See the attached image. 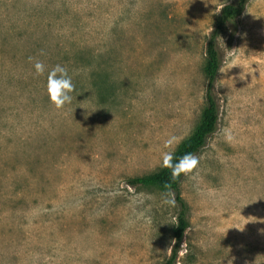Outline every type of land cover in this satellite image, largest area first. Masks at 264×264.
I'll return each mask as SVG.
<instances>
[{
	"label": "rangeland",
	"instance_id": "1",
	"mask_svg": "<svg viewBox=\"0 0 264 264\" xmlns=\"http://www.w3.org/2000/svg\"><path fill=\"white\" fill-rule=\"evenodd\" d=\"M233 1L0 0V264L172 255L175 195L128 180L200 124L207 40ZM219 50V125L180 186L190 226L175 264H264V0ZM36 59L68 68L71 105L49 102Z\"/></svg>",
	"mask_w": 264,
	"mask_h": 264
},
{
	"label": "trees",
	"instance_id": "2",
	"mask_svg": "<svg viewBox=\"0 0 264 264\" xmlns=\"http://www.w3.org/2000/svg\"><path fill=\"white\" fill-rule=\"evenodd\" d=\"M251 0H234L222 8L221 14L215 21L214 28L208 37L206 47V65L204 72L208 80L206 89V107L202 114V120L194 133L181 143L174 153V159L191 155L196 156L208 143L210 137L215 134L219 125L220 107L214 92L219 71L222 67V56L219 50V38L224 35L231 26L236 27V21L246 11ZM186 175L181 174L173 178L170 168L163 167L156 173L148 176L136 177L128 180L132 187L151 188L156 187L161 191L175 195L179 206L176 224L172 230L175 246L172 255L161 264H175L178 258L180 246L185 233L190 226L189 205L180 194V186Z\"/></svg>",
	"mask_w": 264,
	"mask_h": 264
},
{
	"label": "clouds",
	"instance_id": "3",
	"mask_svg": "<svg viewBox=\"0 0 264 264\" xmlns=\"http://www.w3.org/2000/svg\"><path fill=\"white\" fill-rule=\"evenodd\" d=\"M29 60H33L29 57ZM35 74L44 75L46 72V92L49 102L55 109L61 110L66 106L71 105L73 101V92L75 91V85L73 83L72 75L66 66L56 64L50 69L46 70L45 64L36 59L33 63ZM259 71V67L257 69ZM85 109V108H84ZM89 113V112H88ZM226 139L231 140L230 133L226 134ZM175 141V137H169L164 141V147L170 148ZM199 160L195 156L186 155L179 160L174 159V154L171 151H165L161 156V166L171 169L173 178L179 177L181 174L188 175L198 167ZM165 204L174 205V198L164 200ZM231 261H229L230 264Z\"/></svg>",
	"mask_w": 264,
	"mask_h": 264
}]
</instances>
